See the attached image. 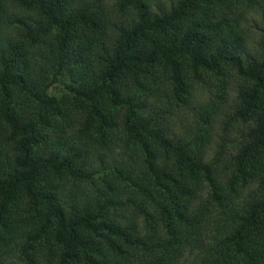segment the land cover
<instances>
[{
    "label": "trees",
    "instance_id": "16d2710c",
    "mask_svg": "<svg viewBox=\"0 0 264 264\" xmlns=\"http://www.w3.org/2000/svg\"><path fill=\"white\" fill-rule=\"evenodd\" d=\"M0 264H264V0H0Z\"/></svg>",
    "mask_w": 264,
    "mask_h": 264
},
{
    "label": "rangeland",
    "instance_id": "374dc122",
    "mask_svg": "<svg viewBox=\"0 0 264 264\" xmlns=\"http://www.w3.org/2000/svg\"><path fill=\"white\" fill-rule=\"evenodd\" d=\"M248 21V20H247ZM249 28H252L254 29L255 27V24L252 22V20L250 19L248 22H247ZM255 30V29H254ZM254 36V35H253ZM210 93H206L204 92L203 95L200 96V102H203L205 103L207 98H208V95H211V93H214L215 92V87H210L209 89ZM227 90H228V103L232 104V102L234 101L235 97H236V93H237V83L236 82H233L230 84L229 87H227ZM181 116V124H183L184 126H190V125H195L196 124V120H198V114H197V111L195 110H188L186 113H184L183 115L180 114ZM221 121H222V116H218L216 118V120H214L213 122V127H212V131H211V138H210V143L208 145V148H207V157L210 158L214 155L216 149H217V145H218V142L221 140V136H222V125H221ZM180 124V125H181ZM236 135V133H232V135L229 137V139L231 140L232 138H234V136ZM227 148L228 151L227 153H230L233 148H230L232 147V143H228L227 144ZM225 162H224V165L228 162L227 160V156L225 157ZM198 250H191L187 253L185 259H184V263H189V262H194L196 259H197V254H198Z\"/></svg>",
    "mask_w": 264,
    "mask_h": 264
}]
</instances>
